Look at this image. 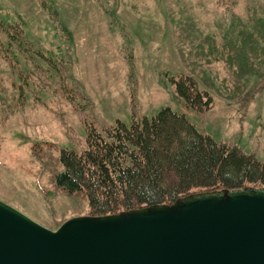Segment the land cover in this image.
Here are the masks:
<instances>
[{"label": "rangeland", "instance_id": "1", "mask_svg": "<svg viewBox=\"0 0 264 264\" xmlns=\"http://www.w3.org/2000/svg\"><path fill=\"white\" fill-rule=\"evenodd\" d=\"M18 24L46 56H71L59 76L72 92L54 78L20 102L34 65L9 46L5 28ZM180 73L209 91L210 110L176 93L169 77ZM134 104L149 117L171 107L264 161V0H0V200L53 231L89 215L87 194L56 182L61 151L86 149V123L130 125Z\"/></svg>", "mask_w": 264, "mask_h": 264}, {"label": "trees", "instance_id": "2", "mask_svg": "<svg viewBox=\"0 0 264 264\" xmlns=\"http://www.w3.org/2000/svg\"><path fill=\"white\" fill-rule=\"evenodd\" d=\"M5 30L11 39L9 46L16 45L25 55L30 54L34 65L33 70L20 74L22 104L24 89L31 84L41 86L42 82L46 86L58 78L62 85L56 91L72 92L59 76L72 63L71 56L57 62L36 48L21 25ZM73 48L71 40L70 50ZM33 53L49 66L43 67ZM70 78L75 81L72 74ZM169 78L176 93L194 111L205 112L213 107V96L201 89L193 76L180 73ZM132 109L130 125L117 120L98 130L86 123V149L80 153L69 148L61 151L65 168L57 174L56 182L68 194H87L89 216L172 205L202 192L264 188V161L255 153L217 142L171 107L151 117L139 114L136 104Z\"/></svg>", "mask_w": 264, "mask_h": 264}, {"label": "water", "instance_id": "3", "mask_svg": "<svg viewBox=\"0 0 264 264\" xmlns=\"http://www.w3.org/2000/svg\"><path fill=\"white\" fill-rule=\"evenodd\" d=\"M0 264H264V188L72 218L56 231L0 200Z\"/></svg>", "mask_w": 264, "mask_h": 264}]
</instances>
